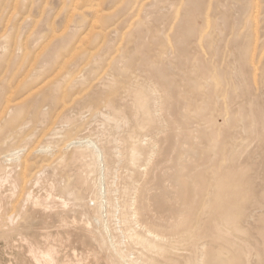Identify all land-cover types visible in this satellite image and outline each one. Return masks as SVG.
<instances>
[{"label": "rangeland", "instance_id": "obj_1", "mask_svg": "<svg viewBox=\"0 0 264 264\" xmlns=\"http://www.w3.org/2000/svg\"><path fill=\"white\" fill-rule=\"evenodd\" d=\"M29 1L0 0L6 7L0 8V264H35L29 242L42 251L56 243L62 258L74 252L79 258L88 245L102 251L89 242L96 229L90 213L61 193L74 179L71 156L80 143L98 145L105 156L116 147L124 155L138 153L135 164L109 157L106 170L93 160L91 178L139 188L136 201L145 208L139 226L196 240L192 254L179 251L186 256L179 264L193 256L199 264H264V0H89L91 7L86 0ZM15 150L23 158L7 162L5 155ZM26 159L36 171H25ZM43 199L66 204L42 210ZM110 222L117 226L116 219Z\"/></svg>", "mask_w": 264, "mask_h": 264}, {"label": "bare ground", "instance_id": "obj_2", "mask_svg": "<svg viewBox=\"0 0 264 264\" xmlns=\"http://www.w3.org/2000/svg\"><path fill=\"white\" fill-rule=\"evenodd\" d=\"M4 1V0H3ZM29 1V0H28ZM79 1V0H78ZM86 1H88L87 3H85L86 5H87V7L90 5L89 4V0H86ZM93 2L95 1V0H92ZM92 1L90 2V3H92ZM96 1H98L99 2V0H96ZM9 2V1H8ZM29 2H31V1H29ZM62 2H64L63 0H62ZM75 2V1H74ZM77 2V1H76ZM120 2V4H121V2L122 1H119ZM135 2V1H134ZM5 3V2H4ZM33 2H31V4H32ZM96 3L97 2H95V6H96ZM253 3H254V1H253ZM63 4V3H62ZM72 5H73V2L71 3ZM93 4V3H92ZM98 4V3H97ZM100 4V3H99ZM98 4V5H99ZM136 4V3H135ZM140 4H142V1H141V3ZM144 4H146V1H145V3ZM178 4V3H177ZM181 4H183V3H181ZM255 4V3H254ZM253 4V6L254 7H256V9H257V6L258 5H254ZM5 5V4H4ZM4 5H2V6H4ZM19 5H21V4H19ZM67 5H69L70 7L72 6V5H70L69 3L67 4ZM83 3H82V6H81V8L82 9H84L85 7H83ZM85 5V6H86ZM101 5H102V3H101ZM119 5V4H118ZM149 5V4H148ZM0 7V8H4V9H6V7L4 6V7ZM17 6H18V4H17ZM69 6H67V7H69ZM75 6V5H74ZM73 6V7H74ZM140 6V5H139ZM138 6V7H139ZM143 5H141V7H142ZM89 7H91V6H89ZM99 7H100V5H99ZM134 7V6H133ZM140 7V8H141ZM144 7V6H143ZM254 7H253V9H252V12L254 11ZM15 8V7H14ZM17 8V7H16ZM77 9H78V6L76 7ZM94 8V7H93ZM97 8V7H96ZM116 8V7H115ZM19 9V10H18ZM17 10L20 12V7L18 8ZM62 9V8H61ZM69 9H71V8H69ZM91 9V8H90ZM100 9V8H99ZM143 9V8H142ZM44 10H45V8H44ZM93 10V9H92ZM91 10V11H92ZM112 10V9H111ZM131 10H133V9H131ZM2 11V10H1ZM1 11H0V15L2 14L1 13ZM13 11H14V9H13ZM16 11V10H15ZM100 11H101V9H100ZM100 11H99V13H100ZM108 11V10H107ZM80 12V11H79ZM81 12H83L82 10H81ZM104 12V11H103ZM137 12V11H136ZM258 12V11H257ZM14 13V12H13ZM28 13H30V12H28ZM72 12L70 11V13L69 14H71ZM126 14H127V12H125ZM256 13V12H255ZM254 12H253V14L252 15H254L255 14ZM43 14H44V12H43ZM74 14V13H73ZM91 14V13H90ZM97 14H98V10H97ZM104 14H105V12H104ZM125 14V15H126ZM133 14V13H132ZM10 15H12L11 14V12H10ZM9 15V16H10ZM22 15V14H21ZM99 15V14H98ZM22 16H24V14L22 15ZM87 16V15H86ZM100 16V15H99ZM103 16V15H102ZM179 16V15H178ZM11 17V16H10ZM29 17V16H28ZM72 17V16H71ZM70 17V19H72ZM95 17V16H94ZM104 17V16H103ZM119 17H121V15L119 16ZM125 17V16H124ZM253 17V16H252ZM254 17H255V15H254ZM253 17V18H254ZM257 17V16H256ZM9 18V17H8ZM8 18H6V21L8 20ZM12 18V17H11ZM83 18V17H82ZM90 18V17H89ZM209 18V17H208ZM252 18V19H253ZM258 18V17H257ZM10 19V18H9ZM14 19V18H13ZM23 19H25L24 17H23ZM94 19V18H93ZM97 19H98V17H97ZM96 19V20H97ZM108 19H110V18H108ZM69 20V19H68ZM96 20H95V23H96ZM126 20V19H125ZM134 20V19H133ZM132 20V21H133ZM255 20V19H254ZM14 20H12V22H13ZM20 21V20H19ZM69 21H71V20H69ZM104 21H106V22H108L109 20H107L106 19V17H105V19H104ZM114 21V20H113ZM132 21H131V23H132ZM256 21H257V19H256ZM22 22V21H21ZM21 22H20V24H21ZM76 22H78V20L76 21ZM101 22H103L102 20H100V24H101ZM110 22H112V21H110ZM6 23V25H7V22H5ZM35 23V22H34ZM70 23V22H69ZM68 23V24H69ZM109 23V22H108ZM234 23V22H233ZM19 24V23H18ZM92 24V23H91ZM112 25H111V27H113V23H111ZM8 25H9V22H8ZM7 25V26H8ZM52 25H53V23H52ZM92 25H94V21H93V24ZM91 25V26H92ZM7 26H4V28H6ZM90 26V27H91ZM125 26V25H124ZM20 27V26H19ZM18 27V29H17V31H20L19 28ZM96 27V26H95ZM103 27V26H102ZM104 27H106V26H104ZM9 28V27H8ZM98 28H100V27H98ZM117 29V27H114V29ZM123 28H125V27H123ZM132 28V27H131ZM232 28H233V26H232ZM3 29V28H2ZM70 29H71V27H70ZM90 29V28H89ZM95 29V28H94ZM108 29V28H107ZM112 29V28H111ZM111 29H110V26H109V30H110V32H111ZM172 29V28H171ZM5 30V29H4ZM56 29H54V31H55ZM105 30V29H104ZM103 29H102V31L104 32V35L106 36V34H107V30L106 31H104ZM127 30V29H126ZM87 31V30H86ZM89 31V30H88ZM119 31H120V28H119ZM123 31V30H122ZM138 31V30H137ZM151 31V30H150ZM154 31V30H153ZM152 31V32H153ZM5 32V31H4ZM57 32V31H56ZM106 32V33H105ZM118 32V31H117ZM121 32V31H120ZM134 32V31H133ZM55 33V32H54ZM54 33H52L53 35H54ZM57 33H59V32H57ZM109 33V32H108ZM124 33H125V31H123L122 32V37H124ZM202 33V32H201ZM2 34V33H1ZM4 34V33H3ZM18 34H20L19 32H18ZM52 34H51V36H52ZM61 34H62V31H61ZM60 34V35H61ZM101 34H102V32H101ZM111 34V33H110ZM126 34V33H125ZM21 35V34H20ZM59 35V36H60ZM201 35V34H200ZM258 35V34H257ZM16 36L17 35H15V38H16ZM55 36H56V34H55ZM84 36V35H83ZM93 35H91L90 37H92ZM102 37H103V34L101 35ZM50 37V36H49ZM79 37V36H78ZM81 37V36H80ZM88 37H89V35H88ZM95 37V36H94ZM111 37V36H110ZM121 37V38H122ZM27 38V37H26ZM47 38V37H46ZM53 38V37H52ZM77 38V37H76ZM82 38V37H81ZM107 38H109V34H108V37ZM17 39V38H16ZM50 39V38H49ZM91 39V38H90ZM47 40V39H46ZM80 40L81 39H79V42H80ZM86 40V39H85ZM92 40H93V38H92ZM104 40V42H105V38L103 39ZM108 40V39H107ZM124 40V38H122V41ZM200 40H202L201 38L199 39V42H200ZM16 40H13V42H15ZM25 41V40H24ZM44 41L45 40H43V43H44ZM122 41H120L121 42V44H122ZM258 37H257V39H256V41L255 42H257L258 43ZM47 42V41H46ZM46 42H45V44H46ZM82 42V41H81ZM84 42V41H83ZM103 42V43H104ZM35 43V42H34ZM41 44L42 45V48H43V45L44 44ZM48 43H50V42H48ZM74 43V42H73ZM90 43H93L92 41L90 42ZM107 43V42H106ZM15 45H16V43H14ZM13 44V47H15V45ZM71 44H72V42H71ZM75 44V43H74ZM80 44V43H79ZM85 44H87L86 45V47L88 46V44H89V41H88V43L86 42ZM94 44V43H93ZM257 45L256 43H253V45ZM24 45H25V42H24ZM26 45H27V42H26ZM77 45V44H76ZM82 45H83V43H82ZM119 45H120V43H119ZM119 45L118 46H116V48H118V51L120 50L119 49ZM21 46V45H20ZM33 46H35V45H33ZM84 46V45H83ZM27 47V46H26ZM39 47V46H38ZM44 47H45V45H44ZM2 48V47H1ZM77 48H79V47H77ZM97 49H98V47H96ZM95 48V49H96ZM173 48V47H172ZM5 49V48H4ZM27 49V48H26ZM31 49V48H30ZM41 49V48H40ZM256 49H257V47L255 48V52H256ZM13 50V49H12ZM11 50V51H12ZM20 50V49H19ZM81 50V49H80ZM89 50V49H88ZM99 50V49H98ZM130 50V49H129ZM16 51V50H15ZM26 51H28V49L26 50ZM26 51H24L23 52V54H25V52ZM62 51V50H61ZM69 51V50H68ZM74 51V50H73ZM72 51V52H73ZM83 51V50H82ZM91 51H93L92 49H91ZM253 51V50H252ZM253 51V52H254ZM6 52H7V50H6ZM79 52V51H78ZM94 52H96V51H94ZM152 52V51H151ZM254 52V53H255ZM12 53V55H13V51L11 52ZM15 53V52H14ZM17 53V52H16ZM27 53V52H26ZM40 53V52H39ZM77 53V52H76ZM20 54V53H19ZM72 54V53H71ZM115 54V53H114ZM152 54H153V52H152ZM1 55V54H0ZM12 55H11V57H12ZM63 55V54H62ZM66 56V59L68 60V52H67V54H65ZM92 55V54H91ZM91 55H89V57L91 56ZM116 55V54H115ZM115 55H113L112 54V56H114L115 57ZM252 55V54H251ZM3 56V55H2ZM25 56H27V54H25ZM77 56V55H76ZM253 56V55H252ZM10 57V56H9ZM8 57V58H9ZM36 57H37V55H36ZM71 57V56H70ZM89 57H87V58H89ZM92 57V56H91ZM90 57V58H91ZM255 57H256V53H255ZM23 58V57H22ZM32 58H33V56H32ZM61 58H63V57H61ZM60 58V59H61ZM74 58V57H73ZM82 58V57H81ZM85 58V57H84ZM89 58V59H90ZM252 58V57H251ZM254 58V57H253ZM12 59V58H11ZM36 59V58H35ZM100 59V58H99ZM114 59V58H113ZM22 60V59H21ZM21 60H20V63H21ZM66 60V61H67ZM72 60V59H71ZM87 61V63H88V59H86ZM91 60V59H90ZM101 60V59H100ZM112 60V59H111ZM111 60H110V62H111ZM8 60H6V62H7ZM9 61H11V60H9ZM23 61H24V58H23ZM22 61V62H23ZM33 61V60H32ZM66 61H64V62H66ZM80 61V60H79ZM92 61V60H91ZM114 61V60H113ZM141 61V60H140ZM252 61V60H251ZM61 62V61H60ZM110 62H109V64L108 65H110ZM59 63V61H57V64ZM252 63H254V62H252ZM9 64H10V62H9ZM22 64V63H21ZM62 64H63V61H62ZM68 64H69V62L67 63V66H68ZM31 66H30V68L32 67V64H30ZM35 65V63L33 62V66ZM66 65V64H65ZM65 65L64 66H62V67H65ZM254 65V64H253ZM20 64H19V71H20ZM54 66H55V64H54ZM81 66H84L85 67V65H82L81 64ZM104 66H105V64H104ZM3 67V66H2ZM56 67H57V65L55 66V69H56ZM111 67H112V65H111ZM5 68V67H4ZM9 68V67H8ZM36 69H37V67H35ZM66 68H68V67H66ZM65 68V69H66ZM87 68V67H86ZM85 68V69H86ZM115 68V67H114ZM257 68V67H256ZM35 69V70H36ZM53 69H54V67H53ZM2 70H4V69H2ZM17 70V69H16ZM31 69H29V71H30ZM60 70H61V68H60ZM80 70H81V68H80ZM104 70L106 71V69L104 68ZM255 70V69H254ZM253 70V71H254ZM5 71H7L6 70V68H5ZM91 71V70H90ZM96 71V70H95ZM102 71H103V68H102ZM105 71H103V72H105ZM4 72V71H3ZM59 72V71H58ZM57 72V73H58ZM64 72V70L62 71V73ZM78 72V71H77ZM76 72V75L78 74ZM81 72V71H80ZM15 73V72H14ZM14 73H13V75H14ZM27 73H28V70H27ZM27 73H25V75L27 74ZM53 73V72H52ZM56 73V74H57ZM84 73V72H83ZM82 73V74H83ZM86 73V72H85ZM91 73V72H90ZM93 73V72H92ZM91 73V74H92ZM0 74L2 75V73L0 72ZM4 74V73H3ZM55 74V75H56ZM72 74V73H71ZM252 74H254V73H252ZM8 75V74H7ZM24 75V74H23ZM24 75V76H25ZM54 75V76H55ZM75 75V74H74ZM73 75V78L75 77ZM99 75V74H98ZM101 75V74H100ZM99 75V76H100ZM64 76H65V74H64ZM64 76H63V78H64ZM80 76V75H79ZM78 76V77H79ZM85 76V75H84ZM92 76V75H91ZM2 77H3V75H2ZM13 77V76H12ZM14 77H15V75H14ZM13 77V78H14ZM77 77V78H78ZM101 77V76H100ZM99 77V78H100ZM213 77V76H212ZM216 76H215V74H214V78H215ZM46 78V77H45ZM55 78V77H54ZM98 78V77H97ZM112 78V77H111ZM1 79V78H0ZM12 79V78H11ZM10 79V80H11ZM22 79L24 80V78H23V76H21V80H20V78H19V81H21L22 82ZM75 79V78H74ZM81 79V78H80ZM104 79V78H103ZM114 79V78H113ZM127 79V78H126ZM129 79V78H128ZM138 79V78H137ZM136 79V80H137ZM216 79V78H215ZM218 79V78H217ZM47 80V79H46ZM49 80H51V79H49ZM77 80V79H76ZM82 80H83V75H82ZM91 80V79H90ZM219 80V79H218ZM48 81V80H47ZM95 81V80H94ZM96 81H98L97 79H96ZM100 81V80H99ZM107 81V80H106ZM127 80H125V82H126ZM133 81V80H132ZM216 81V80H215ZM9 82V81H8ZM11 82V81H10ZM58 82V81H57ZM102 82V81H101ZM125 82H124V84H125ZM17 83H19V82H17ZM44 83V82H43ZM46 83V82H45ZM63 83V82H62ZM130 83H132V82H130ZM129 83V84H130ZM11 84V83H10ZM20 84V83H19ZM217 84V83H216ZM216 84H215V86H216ZM221 84V83H220ZM1 85V84H0ZM9 85V84H8ZM12 85V84H11ZM43 85V84H42ZM41 85V86H42ZM88 85V84H87ZM69 86H71V85H69ZM93 86V85H92ZM121 86V85H120ZM127 86V85H126ZM13 87V88H12ZM11 88L12 89H15L17 86H15V88H14V86H12ZM40 87V86H39ZM38 87V88H39ZM218 87H219V85H218ZM0 88H1V86H0ZM7 88H9L8 86H7ZM79 88V87H78ZM86 88L88 89L89 87H85V90H86ZM123 88V87H122ZM10 89V88H9ZM9 89H8V91H9ZM31 89V88H30ZM35 89V88H34ZM34 89H33V91H34ZM63 87H62V92H64L63 91ZM65 89H67V87L65 88ZM119 89V87L117 88V90ZM216 89V88H215ZM218 89V88H217ZM216 89V90H217ZM5 90V89H4ZM7 90V89H6ZM51 90V89H50ZM89 90V89H88ZM92 90H93V88H92ZM215 90V91H216ZM222 90V89H221ZM13 91H15V90H13ZM17 91H18V89H17ZM24 91V90H23ZM22 91V92H23ZM33 91H29V89H28V94H32V92ZM77 91H78V89H77ZM87 91V90H86ZM95 91V90H94ZM94 91H93V93H94ZM121 91V90H120ZM119 91V92H120ZM203 91H205V90H203ZM202 91V92H203ZM220 91V90H219ZM7 92V91H6ZM30 92V93H29ZM66 92V91H65ZM79 92V91H78ZM113 92H114V90H113ZM201 92V93H202ZM12 93V91L10 92V94ZM20 89H19V92H18V96H20ZM72 93V92H71ZM84 93H85V91H84ZM118 93V92H117ZM10 94H6L7 95V97H8V95H9V98H11L12 97V95H10ZM14 94V97L15 96H17V95H15V94H17V93H13ZM24 94H26V93H24ZM23 94V95H24ZM79 94V93H78ZM111 94V93H110ZM123 94H124V92H123ZM6 95H5V98H7L6 97ZM21 95H22V93H21ZM61 95V97L63 98V93L62 94H60ZM72 96H73V94H71ZM82 95V94H81ZM216 95V94H215ZM11 96V97H10ZM28 96V95H27ZM68 96V95H67ZM202 96V95H201ZM204 96V95H203ZM201 97V99L202 98H204V97ZM206 96V95H205ZM219 96V95H218ZM26 97V96H25ZM24 97V98H25ZM38 97V96H37ZM65 97H66V94H65ZM64 97V98H65ZM75 97H76V95H75ZM78 97H79V95H78ZM214 97V96H213ZM217 97V96H216ZM20 98V97H19ZM23 99V97L21 98V100ZM27 99V98H26ZM67 99V98H66ZM130 99V98H129ZM8 100V99H7ZM6 100V101H7ZM10 100V99H9ZM8 100V101H9ZM19 101H20V99H18ZM35 100V99H34ZM72 100L74 101L75 100V98H72ZM13 100H11V102H12ZM17 101V100H16ZM15 101V102H16ZM110 101V100H109ZM4 102V101H3ZM65 102V101H64ZM67 102V101H66ZM71 102V101H70ZM6 103V102H5ZM8 103V102H7ZM14 103V102H13ZM108 104H109V102H107ZM196 103H197V99H196ZM66 104V103H65ZM69 104V103H68ZM103 104H104V102H103ZM107 104V105H108ZM32 105V104H31ZM63 105V104H62ZM160 105V104H159ZM216 105V104H215ZM110 106H113L112 104L110 105ZM6 107H7V105H6ZM6 107L4 106L3 108L4 109H6ZM13 107V106H12ZM118 107H120V106H118ZM214 107H216L217 108V105L216 106H214ZM9 108H11L10 106H9ZM14 108H15V106H14ZM31 108V107H30ZM29 108V109H30ZM58 108H59V105H58ZM107 108V107H106ZM12 109V108H11ZM160 109H161V107H160ZM219 109V108H218ZM2 110V109H1ZM216 110V109H215ZM214 110V111H215ZM101 111V110H100ZM110 111V110H109ZM157 111V110H156ZM213 111V112H214ZM217 112H220V111H218V110H216ZM102 112V111H101ZM10 113V112H9ZM66 113V112H65ZM216 113V112H215ZM214 113V114H215ZM8 114V113H7ZM123 114V113H122ZM1 115V114H0ZM118 115V114H117ZM129 115V114H128ZM159 115H160V112H159ZM124 116H125V114H124ZM213 117H214V115H213ZM213 117H212V119H213ZM219 117H220V115H219ZM215 118V117H214ZM125 119V118H124ZM219 119V118H218ZM22 120V119H21ZM68 121H70V119H68ZM110 121V120H109ZM22 122V121H21ZM110 122H114L113 120L112 121H110ZM131 123H132V121H131ZM21 124V123H20ZM129 124H130V121H129ZM119 125V124H118ZM121 125V124H120ZM126 125V124H125ZM218 125V124H217ZM12 126V125H11ZM122 126V125H121ZM221 126V125H220ZM223 126V125H222ZM22 127V126H21ZM20 127V128H21ZM72 127V126H71ZM18 128V127H17ZM74 128H76V127H74ZM122 128V127H121ZM133 128V127H132ZM219 128V127H218ZM12 130H13V128H11ZM16 129V128H15ZM48 129V128H47ZM46 129V130H47ZM221 129V128H220ZM220 129H219V132H220ZM11 131V130H10ZM12 132H14V131H12ZM121 132V131H120ZM9 133V132H8ZM220 134V133H219ZM9 135V134H8ZM121 136V135H120ZM159 136H160V134H159ZM158 136V137H159ZM33 138V137H32ZM219 138V137H218ZM220 139V138H219ZM63 140V139H62ZM152 140V139H151ZM67 141H68V138H67ZM74 141V140H73ZM93 141V140H92ZM6 142V141H5ZM120 142V141H119ZM122 142V141H121ZM151 143V142H150ZM152 143H153V141H152ZM71 144H75V143H73V142H71ZM83 143H80V145L79 146H76L75 147V149H74V151H73V153H72V156H71V161L72 162H74L76 165H77V170H76V172H75V174L73 175V177H74V179L71 181V183L70 184H68V186L66 187V188H63V189H61V193L68 199V200H70V201H72V202H74L75 203V206H78V207H81V208H84L85 210H87L89 213H90V216H91V218L93 219V221H94V225L96 226V229H95V233L93 232V234H94V239L93 240H89V242L91 243V242H95V243H97L96 245L97 246H99L100 247V249L102 250V251H100V253H97L96 252V250L94 249V248H91V246H86L85 248L83 247V248H81L80 250H82L83 252H82V255H81V257H79V258H76L77 256H75L76 255V252H71V253H73V256H69L68 255V253H67V250H66V253H67V256L65 255L63 258L61 257V253H60V251H59V248L57 247V245H55V244H53V245H48L47 246V248H46V250H44V251H42V250H40V249H38L36 246H35V244L33 243V242H29V243H27V253L29 254V256H30V259H31V261H33V263H35V264H99V261L100 260H102V259H104L105 260V264H179L180 262H179V258H183V257H186L185 255H182V253L180 252L179 253V251L180 250H183V249H185V250H183L184 252L186 251V252H189V254L191 253H193V252H195L196 251V248H197V242H196V240H184V238H182V239H180V240H174V239H171V237H169V238H165V236H172L171 234H167V233H164L163 235H159L158 234V232H153L151 229H149L148 227H149V225H148V227H146V225H145V227H143L142 225H138V223L140 222V216H142V213L144 212V210H145V208L143 207V208H140V206L138 205V203H137V201H136V195L138 194V192H139V188L137 189V188H135V187H132L131 185L129 186V185H126V184H123L124 186H121V185H119L118 183H116V182H114L113 184H106L105 183V181L103 182V181H101L100 180V182H98L96 179L94 180V179H92L91 178V173H93V164H92V161L94 160L95 162H97V161H99L100 163H98V164H101L100 166H101V168H102V170H106V168H105V166H107L106 165V163H108L109 161V157H111V159L112 160H114L115 159V161L117 160V164H119L122 160H123V157H124V159H129V161H130V163L131 164H135L138 160H139V156H138V153L134 150V149H132L131 150V152L130 153H127V154H123V149H122V151L119 149V147L117 148H114V150L112 151V152H109V155L107 154V156H105V154L104 153H106V152H104V150L105 149H102L101 147H99L98 145H96V147H92L91 145H89V144H83ZM68 146V145H67ZM121 147V146H120ZM16 149V148H15ZM21 149V148H20ZM51 149V148H50ZM108 149V148H107ZM112 149V148H111ZM24 150V149H23ZM31 151V150H30ZM34 151V149L32 150V152ZM222 151H223V149H222ZM9 152V151H8ZM21 152H22V150H15V151H10L7 155H5V159L7 160V162H10V163H14V162H18V161H20L23 157L21 156L22 154H21ZM24 152V151H23ZM27 152H29V151H27ZM62 152V151H61ZM64 152V151H63ZM247 152V151H246ZM34 153V152H33ZM59 153V152H58ZM4 153H2V155H3ZM28 154V153H27ZM29 154H30V152H29ZM236 154V153H235ZM67 155V154H66ZM151 155H152V153L150 152V156L149 157H151ZM223 155V154H222ZM24 156V155H23ZM27 156H30V155H27ZM24 157V158H27L28 159V157ZM42 156H44V155H42ZM153 157H154V155H153ZM214 157V156H213ZM222 157H224V156H222ZM26 159V161L25 162H23L24 164H23V168L25 169V171L27 172V171H31L32 169H34L35 171H36V167L34 168L33 167V163H30L28 160ZM224 159H225V157H224ZM224 159H221L222 161L224 160ZM25 160V159H24ZM32 160V159H31ZM125 160V161H126ZM151 160H153V159H151ZM33 161V160H32ZM69 161V160H68ZM40 162H41V160H40ZM112 162V161H111ZM221 162V161H220ZM224 162H226V159H225V161ZM37 163H39V162H37ZM151 163V162H150ZM43 164V163H42ZM146 164H147V162H146ZM43 166V165H42ZM37 167H38V165H37ZM39 168V167H38ZM46 168V167H45ZM44 168V169H45ZM222 167L220 166V168L219 169H221ZM47 169V168H46ZM98 170V169H97ZM24 171V170H23ZM62 172L63 171H61L60 173L62 174ZM23 173V172H22ZM33 173V172H32ZM99 173V172H98ZM101 173V172H100ZM120 173V172H119ZM25 174V173H24ZM41 174H43V173H41ZM102 174V173H101ZM117 174V173H116ZM214 174V173H213ZM29 175V174H28ZM40 175V174H39ZM98 175V174H97ZM140 175V174H139ZM24 178H25V183L27 182V180H26V177H25V175L23 176ZM39 177V176H38ZM69 177V176H68ZM108 177V176H107ZM146 177V176H145ZM6 179V178H5ZM23 179V178H22ZM70 179H72V178H70ZM119 179V178H118ZM211 179H213V177L211 178ZM50 180V179H49ZM120 180V179H119ZM28 181H29V179H28ZM137 182V181H136ZM7 183V182H6ZM36 183V182H35ZM39 183V182H38ZM135 184V183H134ZM210 184V186L212 187V185H211V183H209ZM29 185V184H28ZM33 185H34V183H33ZM39 185V184H38ZM13 187H14V185H12ZM16 186V185H15ZM170 186V185H169ZM209 185H208V188L210 187ZM138 187H139V185H138ZM210 187V188H211ZM53 188V187H52ZM142 188V187H141ZM153 188V187H152ZM163 188H164V186H163ZM210 188H209V190H210ZM23 189V187L21 188V190ZM24 189H26V185H25V187H24ZM54 190V189H53ZM24 190H22V192H23ZM44 191V190H43ZM161 191V190H160ZM208 191V190H207ZM54 192V191H53ZM209 192V194H211V192L210 191H208ZM6 194V193H5ZM117 194H118V198H117ZM47 195V194H46ZM51 195V194H50ZM176 195V194H175ZM206 196V195H205ZM207 198L209 197V196H206ZM10 200V199H9ZM205 200V199H204ZM5 201V200H4ZM149 202V201H148ZM2 203V202H1ZM35 203V202H34ZM205 203V202H204ZM204 203H201L202 204V207H204L205 208V206H206V204L203 206V204ZM15 204V203H14ZM25 204V203H24ZM65 202H62V201H58V200H55V199H51V200H42L41 202H39L38 204H37V206H39L42 210H44V209H48V208H51V209H54V210H59V209H61V208H63L64 206H65ZM51 205V206H50ZM69 205V204H68ZM14 206V205H13ZM67 206V205H66ZM69 207V206H68ZM74 207V206H73ZM203 208V209H204ZM16 209V208H15ZM65 209V208H64ZM24 210V209H23ZM200 213V212H199ZM202 213V212H201ZM200 213V214H201ZM20 214V213H19ZM199 214V215H200ZM197 215H198V212H197ZM201 216V215H200ZM65 216H63V218H64ZM112 218H114V219H116L117 220V222H116V224H117V226L115 227V228H111V226H110V224H111V219ZM197 218H200V217H197ZM62 219V218H61ZM1 220V219H0ZM6 220L8 221V222H12L13 221V216H9V217H7L6 218ZM63 220V219H62ZM164 220V219H163ZM172 220V219H171ZM222 220V219H221ZM2 221V220H1ZM82 221V220H81ZM198 221H199V219H198ZM165 222V221H164ZM80 223V222H79ZM223 223H225V222H223ZM6 224V223H5ZM78 224V223H77ZM137 224V226H139V227H142V229H141V234L140 233H136V230L134 229V226ZM197 225H199L200 224V222H197L196 223ZM196 224H195V228H196ZM59 225V224H58ZM63 225V224H62ZM225 224H223V226H224ZM198 227V226H197ZM219 227V226H218ZM225 227V226H224ZM60 228H62V226L60 227ZM91 228V227H90ZM98 228V229H97ZM214 228H215V226H214ZM59 229V228H58ZM93 229V228H92ZM57 230V229H56ZM138 230V229H137ZM194 230V229H193ZM196 230V229H195ZM217 230V229H216ZM226 230L228 231V229L226 228ZM86 231V230H85ZM98 234H97V233ZM230 232V231H229ZM157 233V234H156ZM160 233V232H159ZM29 237V236H28ZM140 237V238H139ZM233 237H236V236H233ZM46 239V238H45ZM236 239H237V237H236ZM241 239V238H240ZM239 239V240H240ZM68 240V239H67ZM245 241V240H244ZM52 242H53V238H52ZM65 242V241H64ZM247 242V241H246ZM12 243V242H11ZM248 243V242H247ZM43 244V243H42ZM37 245V244H36ZM74 245V244H73ZM135 245L136 246H141L139 249H137L136 251H137V255H136V253H134V251H135ZM260 245H262V244H260ZM133 248H132V247ZM252 246V245H251ZM189 247V248H188ZM202 247V246H201ZM246 248V247H245ZM254 248H255V246H254ZM62 250V249H61ZM75 250V249H74ZM204 250V249H203ZM259 250V249H258ZM64 251V250H63ZM182 251V252H183ZM245 251H246V249H245ZM12 252V251H11ZM10 252V253H11ZM205 252H206V250H205ZM64 253V252H63ZM246 253V252H245ZM247 253H248V251H247ZM70 254V253H69ZM113 254V255H112ZM203 254V253H202ZM250 254V253H249ZM249 254H247V256H246V258H248V255ZM28 256V255H27ZM29 256H28V258H29ZM75 256V257H74ZM114 256V257H113ZM205 256V255H204ZM73 257V258H72ZM245 258V259H246ZM189 260V262H186L185 264H199L198 263V260H197V258L196 257H192L191 259H188ZM230 260V259H229ZM247 260V259H246ZM202 261V260H201ZM247 262V261H246ZM31 263V262H30ZM249 263V262H248ZM27 264H29V262H27ZM202 264V263H201ZM230 264H235V262L233 261V260H231V262H230Z\"/></svg>", "mask_w": 264, "mask_h": 264}]
</instances>
